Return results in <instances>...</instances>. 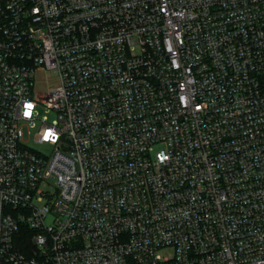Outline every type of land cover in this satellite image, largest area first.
I'll use <instances>...</instances> for the list:
<instances>
[{"label": "built area", "instance_id": "2783aa9c", "mask_svg": "<svg viewBox=\"0 0 264 264\" xmlns=\"http://www.w3.org/2000/svg\"><path fill=\"white\" fill-rule=\"evenodd\" d=\"M0 264H264V0H0Z\"/></svg>", "mask_w": 264, "mask_h": 264}, {"label": "rangeland", "instance_id": "374dc122", "mask_svg": "<svg viewBox=\"0 0 264 264\" xmlns=\"http://www.w3.org/2000/svg\"><path fill=\"white\" fill-rule=\"evenodd\" d=\"M31 141V146L33 148H35L36 150L40 151L41 153H44V154H51L52 152V146H49V145H41L39 143H35L33 139L30 140ZM44 190L46 191H52L54 193H56V189L53 185H49V184H45L43 185L42 187ZM174 253V251L172 249H165L163 251V254L166 255V256H172Z\"/></svg>", "mask_w": 264, "mask_h": 264}]
</instances>
